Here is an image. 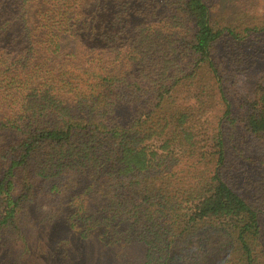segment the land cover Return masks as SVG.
Wrapping results in <instances>:
<instances>
[{
  "label": "trees",
  "instance_id": "16d2710c",
  "mask_svg": "<svg viewBox=\"0 0 264 264\" xmlns=\"http://www.w3.org/2000/svg\"><path fill=\"white\" fill-rule=\"evenodd\" d=\"M212 9L0 0L18 28L0 46V224L30 205L53 218L65 200L80 234L136 242L140 264H264V178L239 181L229 153L240 129L263 142L246 149L264 146V75L227 90L249 73L264 12Z\"/></svg>",
  "mask_w": 264,
  "mask_h": 264
},
{
  "label": "rangeland",
  "instance_id": "374dc122",
  "mask_svg": "<svg viewBox=\"0 0 264 264\" xmlns=\"http://www.w3.org/2000/svg\"><path fill=\"white\" fill-rule=\"evenodd\" d=\"M205 2L211 6V9L213 6V14L221 16L224 21L234 22L235 18L249 9L255 10L256 13L264 12V0H205ZM5 19L6 16L0 19L1 47L12 39L16 40L18 35L16 23L12 21L10 24H5L3 22ZM86 36V41H89L91 36ZM250 36L253 38V35ZM259 39V43H253V39L249 43L252 46V53L255 54L249 73L243 76L237 85L233 84L236 78H231L229 81L231 85L227 90H231L233 98L242 96L243 87H249L255 82L254 79L264 75V33L259 35ZM68 41L70 47L71 41ZM219 112L218 106L209 113L208 120L213 121L214 114ZM231 140L233 143L230 144L229 153L233 152L238 156L236 164L238 180H243L242 174L248 181H251L249 178H264V146L259 150L255 147L246 149L242 144L244 140L257 147L263 145L261 144L263 142L247 137L241 129L235 131ZM241 147L245 148L244 153L240 151ZM87 204L94 208L92 201L88 199ZM60 208L65 211L53 218L42 220L40 208L30 205L19 211L15 218V226L0 224V264H140L141 246L138 243L133 241L111 243L114 237L110 239V243L106 242L107 240H102L97 235L100 226L82 235L77 227L71 226L65 220L67 212L65 200L60 202ZM262 232L264 234V224Z\"/></svg>",
  "mask_w": 264,
  "mask_h": 264
}]
</instances>
